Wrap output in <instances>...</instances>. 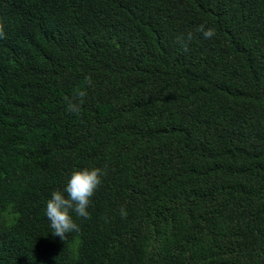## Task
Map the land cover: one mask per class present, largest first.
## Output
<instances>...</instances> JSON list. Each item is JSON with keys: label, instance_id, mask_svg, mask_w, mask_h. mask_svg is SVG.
<instances>
[{"label": "trees", "instance_id": "obj_1", "mask_svg": "<svg viewBox=\"0 0 264 264\" xmlns=\"http://www.w3.org/2000/svg\"><path fill=\"white\" fill-rule=\"evenodd\" d=\"M0 27V264H264V0H0Z\"/></svg>", "mask_w": 264, "mask_h": 264}, {"label": "clouds", "instance_id": "obj_2", "mask_svg": "<svg viewBox=\"0 0 264 264\" xmlns=\"http://www.w3.org/2000/svg\"><path fill=\"white\" fill-rule=\"evenodd\" d=\"M197 31L203 32L206 39L214 36L212 28L205 30L204 25H199ZM6 38L5 31L0 27V39ZM188 39H192V33L188 34ZM187 51V47H184ZM86 83L91 84V78H85ZM85 92L77 88L71 98L65 97L67 110L70 113L79 114L84 102ZM103 170L99 167H84L74 169L66 187L63 190L57 189L52 192L46 203V216L50 221L52 234L65 241L67 234L78 232L79 225L75 222L72 212L78 217L88 218V211L91 198L102 183ZM127 213L122 209L121 216L126 217Z\"/></svg>", "mask_w": 264, "mask_h": 264}]
</instances>
